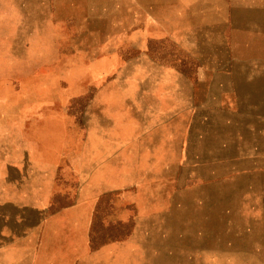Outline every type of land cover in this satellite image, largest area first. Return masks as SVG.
<instances>
[{
    "label": "rangeland",
    "instance_id": "obj_1",
    "mask_svg": "<svg viewBox=\"0 0 264 264\" xmlns=\"http://www.w3.org/2000/svg\"><path fill=\"white\" fill-rule=\"evenodd\" d=\"M58 2L35 41L0 42V113L61 189L115 180L94 255L264 264V0Z\"/></svg>",
    "mask_w": 264,
    "mask_h": 264
},
{
    "label": "crops",
    "instance_id": "obj_2",
    "mask_svg": "<svg viewBox=\"0 0 264 264\" xmlns=\"http://www.w3.org/2000/svg\"><path fill=\"white\" fill-rule=\"evenodd\" d=\"M60 8L58 0H0V42L35 41L36 25L48 24L51 10ZM141 8L134 14L146 15ZM205 69L199 70L202 81L228 87L226 68L216 67L211 77ZM3 117L0 113V264H108L92 252V217L101 197L116 189L115 180H83L78 171L74 188L61 189L58 180H49L34 145L19 146L13 139L17 130L2 127Z\"/></svg>",
    "mask_w": 264,
    "mask_h": 264
}]
</instances>
